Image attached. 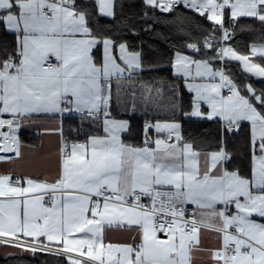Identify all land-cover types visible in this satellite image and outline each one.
Returning a JSON list of instances; mask_svg holds the SVG:
<instances>
[{"label": "snow or ice", "instance_id": "6c2138e0", "mask_svg": "<svg viewBox=\"0 0 264 264\" xmlns=\"http://www.w3.org/2000/svg\"><path fill=\"white\" fill-rule=\"evenodd\" d=\"M21 255L264 264V0H0V258Z\"/></svg>", "mask_w": 264, "mask_h": 264}, {"label": "trees", "instance_id": "16d2710c", "mask_svg": "<svg viewBox=\"0 0 264 264\" xmlns=\"http://www.w3.org/2000/svg\"><path fill=\"white\" fill-rule=\"evenodd\" d=\"M237 39L247 42V43H251L254 41L255 37L249 33H241L237 37ZM163 75L167 76L169 75V73L164 72ZM24 139H26L25 136H24ZM14 260H15V264H38V262L34 261L32 257L26 256V255L15 257ZM0 264H5V261L3 258H0Z\"/></svg>", "mask_w": 264, "mask_h": 264}, {"label": "crops", "instance_id": "0c3cea01", "mask_svg": "<svg viewBox=\"0 0 264 264\" xmlns=\"http://www.w3.org/2000/svg\"><path fill=\"white\" fill-rule=\"evenodd\" d=\"M24 136L26 137V142L33 143V144H39V141L37 140V137L35 136L33 130L28 129L25 131ZM54 147V142L52 145L45 144L43 148L38 149L40 152H46L49 148Z\"/></svg>", "mask_w": 264, "mask_h": 264}]
</instances>
